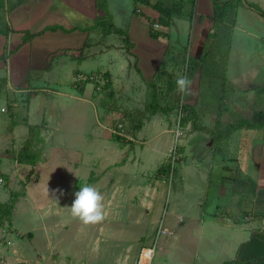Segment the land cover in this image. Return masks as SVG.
<instances>
[{"label":"rangeland","instance_id":"374dc122","mask_svg":"<svg viewBox=\"0 0 264 264\" xmlns=\"http://www.w3.org/2000/svg\"><path fill=\"white\" fill-rule=\"evenodd\" d=\"M251 1L254 2L251 5L258 6L255 3L259 2ZM261 5L264 7V3ZM261 10L264 12V8ZM188 14L184 11L182 18H174L175 25L170 28L180 30V35L172 40L180 41L183 47L176 48L171 41V48L155 70L156 75L158 71L176 69L172 76L175 85L181 76L191 83L195 76L191 67L193 45L188 43L191 34ZM250 14L237 10V19L251 29L259 28L260 24ZM103 37V45L115 43L119 38L108 33ZM235 46V55L240 56L237 60L243 62L250 47L245 41ZM123 48L128 51L124 42ZM256 59L253 57L248 66H243L245 75L236 80L223 79L225 67L218 66L213 75L203 70L194 101L196 119L187 126L181 124L179 111L172 116L160 114L143 120L141 131L132 138L123 131L128 127L124 114L144 109L147 84L155 75L146 86L142 82L143 93L136 90L142 75L136 61L126 57L123 61L128 65L122 73L113 71L109 64L107 68H99L93 60L91 66L84 68L87 73L109 71L117 82L114 95L108 98L105 90L96 92L93 88L94 93L82 96L70 88L69 81L60 91L62 95L37 91L52 109L32 112L27 126L17 122L15 146L7 139L14 137L13 123H7L0 110V203H11L14 199L17 202L12 224L0 227V264H138L143 249L153 250L150 264L180 261L203 264L204 260L206 264H239L223 248L228 235L222 231L213 233L207 227L204 233L198 229L200 220L211 221L214 215L220 218L234 212L238 217L249 211L244 204L229 205L226 198L229 194H222L220 185L224 184L218 181L221 175L218 165L228 146L237 150L238 121L248 113L264 111V92L255 90L261 85L264 89V73L256 67L259 64ZM67 61L72 65L71 74L79 69L77 61ZM116 62L115 69L119 70ZM44 88L58 91L53 85L39 89ZM178 94L185 98L180 91ZM3 103L0 101V107ZM137 117L128 119L138 120ZM30 126H39L30 143L39 142L37 149L45 157L42 155L35 167L20 164L17 170L14 151L29 139ZM93 135L102 136V141L110 146L105 153L96 145L100 140L92 143ZM115 135L125 140L116 142L119 147L110 141ZM222 145L226 147L223 149ZM250 169L255 174L253 165ZM223 174L228 177V172ZM83 185L95 187L102 196L104 219L100 222L84 224L71 215L74 193ZM24 196L26 199H22ZM193 216L198 221L190 219ZM163 231L170 233L162 234ZM209 238L213 240L209 242ZM22 254L31 259L24 260Z\"/></svg>","mask_w":264,"mask_h":264},{"label":"crops","instance_id":"0c3cea01","mask_svg":"<svg viewBox=\"0 0 264 264\" xmlns=\"http://www.w3.org/2000/svg\"><path fill=\"white\" fill-rule=\"evenodd\" d=\"M142 1L151 4L157 3L170 8L175 0H141L139 2H136V0H105V12L97 8L96 0H5L4 3L2 0V4H0V101L4 103L0 110L5 108L4 120L7 123H13L11 124L13 126L11 134L14 137L11 139L10 136L7 137L11 145L15 146L17 135L14 130L17 122L22 121V124L27 126L32 112H45L52 109L50 102L43 97H39L37 91L62 95L60 91L65 88L68 81L70 88L80 92L82 96L93 91L90 85L76 88L73 85L74 76L77 73H87L84 68L91 66L92 60L99 65V68H102V66L107 68V64H109L110 67H113V71L122 73L128 65H125L123 58L134 59L138 65L139 73L143 77L142 79L140 76L141 83H138L139 86L135 89L144 92V85L146 86V82H149L155 75L156 66L169 49L171 41L176 48H182L183 46L180 41L172 40V37L176 39L175 35H180L179 29L171 31L170 28L166 30L160 27L157 31L167 32V39L160 38L156 40L151 37L152 24H156L159 14L148 5L143 4ZM196 1L195 22L190 28L191 34L188 38V43L193 45L191 55L193 59H198L201 55L207 35L213 28L210 18L213 15L211 2L209 0ZM256 2H259L255 4H258L260 8H264L261 5L264 0H256ZM250 3L254 2L250 0ZM142 6L144 9H141ZM189 10L188 5L185 6V15L187 12L189 13ZM238 10L250 11L243 6H240ZM250 13L252 17H255L260 27L251 29L244 22L237 19L236 16L226 65V77L232 78V80L245 75L243 71L246 70L243 66H248L255 56L258 58L256 61L259 62L256 67L263 70L264 73V19L255 16L252 11ZM106 15L115 28L126 32V40L130 43L127 52L123 48L121 37L115 43L110 42V44L105 43L103 45V34L94 27L95 22L105 18ZM3 25L5 26L2 28ZM174 25L175 21L173 22ZM52 27L56 30L47 31V28ZM28 34L35 37L25 43L24 39ZM243 41L247 43L250 49L248 54L244 56V61L241 62V60H237L240 56H236L234 50L235 45L237 43L241 44ZM93 43L95 45L94 52ZM67 60L78 62L79 69L74 71L73 74L70 73L72 65ZM114 62L119 65V70L115 69ZM96 72L103 74L111 84L110 96H113L114 84L117 81L112 78L107 69ZM165 72L171 74V68L165 70ZM226 77L225 80L227 81ZM200 83V72L198 71L195 73L194 79L192 78L190 91L182 93L185 94L183 101L186 105L195 104L194 101L198 96ZM51 85L58 91L51 92L49 89H39ZM255 90L264 92L262 85L255 87ZM75 98L81 100V98ZM81 101L83 103L87 102L85 99ZM51 114V116H54L52 111ZM253 115L255 113H248L243 119L239 120V118L238 122L250 121ZM168 119L171 118L168 117ZM113 120L111 119L110 123ZM44 124L47 126V132L48 122L46 121ZM108 126H106V129H108ZM235 128L239 134L237 150L235 151L233 147L228 146V143H226L228 149L223 151L225 158H221L218 165V170L221 172L218 181L224 184V186L220 185L223 191L222 194H229V196H226L229 205L244 204L248 206L249 211L246 213L241 212L239 218L234 215V212H227L220 218H216L215 215L212 216L211 221H203L202 223L200 220L198 230L204 233V229L207 227L213 233L222 231L226 236L228 235L227 240L223 242V248L228 253L233 254L232 257L235 258V261L239 264H258L264 262V126L252 130L242 128L238 123ZM215 131H217V128H215ZM168 132L171 133V131ZM102 138L100 135L91 136L92 143L100 140L96 145L102 150V153H105L108 145L102 141ZM110 141L119 147L111 138ZM13 146L11 148H14ZM226 146L222 145L223 149ZM18 149L20 150L21 147H18ZM19 150L14 151V153L17 154ZM87 154H91V152ZM15 163L18 170L20 164ZM41 164H44V162ZM230 164H232L231 167ZM252 165L255 174L250 173ZM223 172H228V177ZM248 180L256 184L254 197L246 196L244 184ZM22 199H26L25 196ZM231 215L234 217L230 218ZM178 217L181 221V216ZM190 219L195 222L198 221L197 216L190 217ZM180 225L183 226V222ZM211 240L213 238H209V242ZM23 258L24 260L31 259L27 255ZM206 261L204 260L203 264L208 263ZM177 264L186 263L180 261Z\"/></svg>","mask_w":264,"mask_h":264},{"label":"trees","instance_id":"16d2710c","mask_svg":"<svg viewBox=\"0 0 264 264\" xmlns=\"http://www.w3.org/2000/svg\"><path fill=\"white\" fill-rule=\"evenodd\" d=\"M141 0H136L139 2ZM213 6V15L210 17L213 28L207 35L205 44L202 49V53L198 59H193V63L191 67H193V71L197 73L200 72V82L201 75L203 70L208 73V75L214 74V69L221 66L222 68L227 65L228 56L230 51V43H231V34L232 30L235 26L237 10L240 6L248 8L250 11L257 14L259 17L264 19V12L260 7L256 5L247 4L245 0H209ZM2 0H0V4ZM97 8L99 10L106 11L105 0H96ZM196 0H175L173 5L170 8L161 6L159 4H151L146 1H142L143 4L148 5L153 10H155L159 14V18L156 22L161 29L168 30L173 26L174 18H181L183 16L184 8L188 5L189 7V21L191 27L193 25L194 16L196 13ZM155 23L152 24V26ZM95 29L100 30L103 35L115 34L122 38L123 42L127 45V48H130V43L126 40V32L119 30L114 27L111 20L107 17L97 20L95 22ZM105 29V30H104ZM55 28H47V31H55ZM150 35L153 39H167V32L156 31L153 28L150 30ZM34 35L28 34L25 37L24 42H29ZM4 60V58H3ZM190 67V66H189ZM223 70V69H222ZM175 69L171 74H167L165 71H158L155 77L147 84V97L148 100L144 106L142 111H135L134 113H125L124 118L127 119L128 127L125 128L126 135L132 138L133 134L136 132H140L143 126V120H150L151 117L163 114L165 116H169L174 112H180L182 115L181 124L187 126L191 121L196 119L195 114V106L186 105L183 101V96L180 97L179 91H177V87L173 82L172 76L175 74ZM223 79L226 77L225 72L222 71ZM111 84H109L108 80L106 85L104 86V90L107 91L106 97H110L111 93L109 92ZM165 101V103H162ZM135 115H138V120H129L136 119ZM193 117V118H192ZM240 127L246 129H252L264 126V113L258 112L252 116L250 121H242L239 122ZM193 126V125H192ZM39 126H30L29 127V139L24 143L23 147L17 153L14 158L18 164L28 165L31 167H35L38 163L41 162L42 152L37 149L39 144H31V139H35L34 132L38 131ZM195 130L198 129L196 125L193 126ZM31 137V139H30ZM114 142H124L125 140L118 135L112 137ZM33 142V141H32ZM244 189L246 191V196L254 197L256 194V184L253 181L248 180L247 183L244 184ZM16 197V196H15ZM17 204L16 199L11 203L2 204L0 203V227H2L5 223L12 224V213L15 209V205ZM264 264V262H261Z\"/></svg>","mask_w":264,"mask_h":264},{"label":"clouds","instance_id":"9594fccd","mask_svg":"<svg viewBox=\"0 0 264 264\" xmlns=\"http://www.w3.org/2000/svg\"><path fill=\"white\" fill-rule=\"evenodd\" d=\"M191 81L186 77H179L176 80L177 89L181 93L190 91ZM70 211L74 218L79 219L84 224H94L104 219V209L102 196L99 191L91 185H83L74 193Z\"/></svg>","mask_w":264,"mask_h":264},{"label":"built area","instance_id":"2783aa9c","mask_svg":"<svg viewBox=\"0 0 264 264\" xmlns=\"http://www.w3.org/2000/svg\"><path fill=\"white\" fill-rule=\"evenodd\" d=\"M153 29L157 31L160 29V26L158 24H155L153 25ZM106 83H107V79L103 76V74H99V73H77L73 78V85L75 86V88L78 86L90 84L92 85L93 90H95L96 92H103L104 91L103 88L106 85ZM1 112L5 113L6 109L5 108L1 109ZM263 226H264V222H263ZM161 233L164 234L170 232L163 231ZM138 264H140V258L138 260Z\"/></svg>","mask_w":264,"mask_h":264},{"label":"bare ground","instance_id":"6f19581e","mask_svg":"<svg viewBox=\"0 0 264 264\" xmlns=\"http://www.w3.org/2000/svg\"><path fill=\"white\" fill-rule=\"evenodd\" d=\"M153 250L151 249H143L142 255L140 257V263L141 264H150V261L152 259Z\"/></svg>","mask_w":264,"mask_h":264}]
</instances>
